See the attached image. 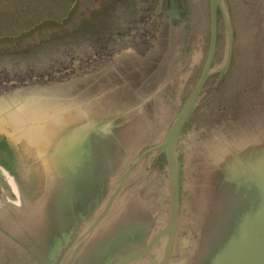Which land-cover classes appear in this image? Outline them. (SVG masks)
Segmentation results:
<instances>
[{"label": "rangeland", "instance_id": "obj_1", "mask_svg": "<svg viewBox=\"0 0 264 264\" xmlns=\"http://www.w3.org/2000/svg\"><path fill=\"white\" fill-rule=\"evenodd\" d=\"M226 1L235 32L232 72L227 74L222 85L215 86L217 78L210 81L198 108V111H204L197 117L205 125L226 118L228 122L206 125L199 130L194 118L183 136L190 157L185 161L180 155L182 197L188 213L184 218L181 215L179 230L199 240L195 253L190 254L196 256L199 264H204L209 258L207 253L220 249L236 230L238 215L248 199L245 194L250 198L257 195L252 189L251 178L246 179L243 163L230 169L225 162L234 160L235 152L241 156L240 161L251 160L257 167L264 163V79L260 77H264V23L260 17L261 13L264 15V0H258V5L256 0ZM45 2L0 0V37L17 36L10 40L0 39V91L28 80L34 84L46 82L56 74L69 76L76 62L80 63V68L92 67L80 77L70 76L63 82L19 90L8 102L24 100L21 110L12 115L14 123L22 121L38 125L45 117H50L46 123L54 126V131L48 132L52 140L42 138L40 144L74 138L76 133L79 135L90 127L93 130L96 122L122 114L114 121L118 125L116 137L119 140L115 162L120 157L124 164L116 163L117 167L109 174L111 183V178L120 175L118 169L129 166L126 163L133 162L139 153L160 144L170 122L168 110L173 104L172 99L180 97L183 103V97L200 74L209 38L208 0H189L192 13L186 17L190 16L192 29L185 22L177 28L173 41H169L165 24L151 39L149 47L148 40L156 28L153 0H54L53 4L43 8ZM135 2L139 6L138 13H132L133 9L129 8ZM181 3L186 9V0ZM24 10L32 11L30 20L20 22L21 18L13 13L18 15ZM68 14L70 22L67 21ZM47 19L58 22V28H40L39 25L30 30ZM220 24V48L215 67L223 63L226 51L222 18ZM51 33L55 34L51 36ZM177 72L182 74L180 81L166 82ZM229 82L237 87L225 92L231 90ZM162 85L165 89L157 101L146 100L147 95ZM260 86L262 91H256ZM84 87L88 90L83 91ZM249 96L246 106L238 109ZM82 98L90 99V102L83 104ZM141 101H145L143 105L132 110ZM4 103L0 102V109L6 106ZM157 104H161L160 107ZM154 107L157 112L152 109ZM85 109L88 114H80ZM82 115V121L78 123ZM67 124L73 125L72 129L80 127L76 130L63 127ZM216 135L217 141L213 140ZM36 138L40 139L39 136ZM227 143L234 147L233 152ZM125 149L127 151L121 153ZM0 166H3L1 161ZM37 174L36 170L35 176ZM145 180L151 185L157 182L149 174ZM4 183L6 178L1 172L0 186ZM29 188L28 184L24 188L14 186L12 190L16 189L17 196H9L0 202L1 229L21 240L26 238L10 226L6 210L23 203ZM154 209L155 204L149 203L145 196L125 204L122 213L102 227V239L111 233L117 235L119 228L127 231L140 225L138 233L145 234L150 224L147 215ZM0 237L8 240L1 232ZM99 245L102 249L109 242ZM188 264L196 262L190 259Z\"/></svg>", "mask_w": 264, "mask_h": 264}, {"label": "water", "instance_id": "obj_2", "mask_svg": "<svg viewBox=\"0 0 264 264\" xmlns=\"http://www.w3.org/2000/svg\"><path fill=\"white\" fill-rule=\"evenodd\" d=\"M186 2L185 9L181 0H153V5L156 6V28L154 35L148 40V47L151 39L158 35L165 24L169 31V41H173L177 28L185 22L192 29L190 16L186 17L191 12L190 2ZM226 2L208 0L209 38L200 74L183 97V103L180 97L178 100L172 99L173 104L168 110L170 122L165 137L159 145L143 150L133 162L126 163L129 166L118 169L120 175L111 178V183L109 174L113 168L117 164H124L120 157L115 162L116 153H119V140L116 137L118 125L114 121L122 114L106 121H98L93 130L90 127L79 135L76 133L74 138L40 144L42 138L52 140L49 138L51 133L48 132H53L54 126L46 123L50 117H45L38 125L22 121L14 123L12 115L21 110L24 100L19 103L8 102L12 94L19 90L34 85L40 87L50 82H63L70 76L80 77L92 67L80 68V63L76 62V67L69 76L56 74L46 82L34 84L28 80L22 85L14 84L16 87L10 86L11 89L0 91V102L6 104L0 109V161L3 165L0 166V176L2 172L6 178V183L0 186V202L9 196H17L16 189L12 190L14 186L24 188L28 184L30 187L23 203L6 210V220L10 226L16 228L26 239L21 240L0 227V232L8 239L0 237V264H188L190 259L199 264L196 256L190 255L195 253L199 240L192 234L179 230L181 215L184 218L188 213L182 197L180 155L185 161L190 157L183 136L194 121L198 123L196 128L199 130L207 125L197 115L204 111H198V108L210 81L217 78L215 86L222 85L227 74L232 72L235 32ZM256 2L258 5V0ZM260 17L264 23L262 13ZM221 18L225 24L226 51L223 63L215 67L220 48ZM195 66L196 64L191 65ZM260 77L264 79L262 75ZM176 79H182L180 72L166 82L172 83ZM229 85L231 90L225 92H231L237 87L230 82ZM261 88L263 87H256L255 90L262 91ZM164 89L163 85L156 88L147 95L146 100L157 101ZM84 90L88 88L84 87ZM249 100L250 96L237 108L243 109ZM88 102L90 99H81L83 104ZM144 102L141 101L132 110L139 108ZM160 105L157 104V107ZM87 107L91 108L92 105ZM152 109L157 112L156 107ZM86 111L82 110L80 114L87 115ZM83 115L78 123L82 121ZM219 121L220 119L207 126L217 125ZM221 122L226 123L228 120L226 118ZM63 127L72 129L73 125ZM44 129L47 130L42 132ZM216 138L217 135L213 140L217 141ZM228 146L233 152L234 147ZM126 151L127 149L121 150V153ZM233 157L234 160L225 163L230 169L239 167V164L242 166L243 163L246 179L251 178L252 189L257 195L250 198L245 194L248 199L238 215L236 230L231 232L220 249L207 253L209 258L204 264H264V163L257 167L251 160L240 161L241 156L235 152ZM186 164L188 166V162ZM148 174L157 181L154 185L146 183ZM185 195L187 197L190 194L187 191ZM142 196L156 206L147 215L150 224L145 231L146 235L138 233L140 225L127 231L119 228L117 235L111 233L102 239L104 230L101 229L106 221L121 214L125 204L141 199ZM105 242H109V245L101 249L99 244ZM95 244L98 246L94 247Z\"/></svg>", "mask_w": 264, "mask_h": 264}, {"label": "trees", "instance_id": "obj_3", "mask_svg": "<svg viewBox=\"0 0 264 264\" xmlns=\"http://www.w3.org/2000/svg\"><path fill=\"white\" fill-rule=\"evenodd\" d=\"M52 2H54V0H46V2L43 4V5H44L43 8L48 7L49 5L53 4ZM19 3L21 4V2H19ZM19 3H18V4H19ZM43 5H42V6H43ZM129 8H130V9H133V10H132V13H133V11L136 12V13H138V11H139V6H138L137 2H135L134 5H133L132 7L129 6ZM30 12H32V11L24 10L22 13H20V14H18V15H15V14L13 13V16H15V17H20V18H21L20 22H27V21L30 20V16H29ZM32 17H33V15H32ZM69 17H70V16H69V14H68L67 21L69 20ZM68 22H70V21H68ZM39 25H40V26H39ZM41 25H42V27H41ZM37 26H39L40 28H44V27L52 26V27H55V28L57 29L59 25H58V22H56L55 20H53V19H47V20H43V21H41L40 24L36 25L35 27H34V25H33L32 28H30V30L37 29V28H36ZM23 33H24V32H23ZM54 34H55V33H51V36H53ZM25 35H27V34H25ZM15 38H17V36H15V37H12V36H4V37H0V39H8V40H10V39H15Z\"/></svg>", "mask_w": 264, "mask_h": 264}]
</instances>
